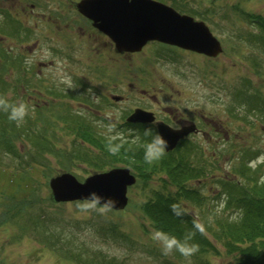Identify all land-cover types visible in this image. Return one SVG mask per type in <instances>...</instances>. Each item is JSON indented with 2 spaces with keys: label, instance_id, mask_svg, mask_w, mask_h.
I'll list each match as a JSON object with an SVG mask.
<instances>
[{
  "label": "rangeland",
  "instance_id": "374dc122",
  "mask_svg": "<svg viewBox=\"0 0 264 264\" xmlns=\"http://www.w3.org/2000/svg\"><path fill=\"white\" fill-rule=\"evenodd\" d=\"M32 1L0 0V7H9L21 18L20 23L16 22V25L20 24L21 37L17 34L12 37L13 44L18 47L12 54L16 56L22 52L18 59L33 64L36 73L27 82L21 68L11 71L3 67L4 56L0 54L3 77L13 75L25 83L26 94L30 93L33 101L41 102L39 107L45 106L46 111L56 104L61 110L67 108L73 113L79 112L76 114L81 117L78 121L88 123V132L97 139L86 137L82 143L75 138V123L64 125V129L57 131L56 138L50 134L49 143L58 155L47 156L45 168L37 166L25 173L0 170V196L10 197L5 207L0 208L1 222L5 224L0 226V261L4 264H78L75 259L65 256L70 255L67 248L54 244L66 243L68 239L73 245L84 247L85 253H77L82 255L81 263L85 264L96 262L93 260L96 255L102 259L115 258L116 264H191L189 257L182 255L179 258L175 252L163 253L162 245L151 238L155 230L143 216L140 205L145 196L154 194V188L173 192L176 189L174 182H181L189 176L191 178L185 184L191 188L203 164L207 166L206 171L215 167L217 175H226L230 164L229 151L215 149V146L224 144L225 147L229 141L236 147L240 144L254 146L258 155L264 154V126L258 127L256 122V126L249 125L253 124L250 117H264V51L252 42L257 35L250 33L258 30L252 19L264 18V0L173 2L178 13L203 20L221 41L223 51L213 59L167 49L157 42L147 43L136 54L117 52L110 39L75 10L74 2L78 0ZM157 1L165 3L164 0ZM61 6L65 13L54 18L51 11ZM12 26L9 24L6 29ZM2 45L13 49L11 42L0 39V47ZM65 77L71 79L75 89H68L61 82ZM17 85L20 86V82ZM19 88V93L26 92L22 85ZM89 88L99 96L98 102L88 95ZM147 92L156 93L161 101L160 107L173 105L182 111V106L192 108L194 105L205 116L194 117L203 133L192 138L190 150L194 153L187 159L180 161V157L166 154V158L163 156L147 164L144 161L145 139L133 143L136 136H140V129L126 123L125 116L133 107L150 103ZM12 95L8 92L6 97ZM111 95L121 99H112ZM169 99L177 100L182 106L172 104ZM109 120L115 122L117 132L123 133L122 138L117 136L115 139L117 144L123 143L116 154L110 153L104 144L108 133L102 125ZM208 121L215 125H208ZM217 133L226 136V144L221 136L222 141L219 138L216 141ZM16 144L22 145L20 142ZM181 151L178 149L179 154ZM213 153H216L215 162ZM189 163H192L191 167H188ZM111 167H127L137 179L136 184L127 190L128 202L123 209L101 215L95 211L80 212L77 201L45 202L44 198L50 194L49 178L61 171L70 172L82 181L95 171ZM201 181H205L203 186L197 185L201 192L214 193L215 184L210 177ZM34 192L36 198L29 202L34 206L25 211L29 217L35 219L37 215L39 218L33 226L29 225L36 230L30 229L34 233L32 236L21 234L20 218L15 220L17 223L6 221L12 208L19 209L20 204L26 202L21 200ZM208 205L211 206V202ZM187 209L191 210V207ZM196 212H199L198 208ZM51 216L59 228L63 227V235L59 239L55 237L51 244L38 242L36 238L42 237L44 231L41 223L45 222L47 226ZM109 224L119 228L117 233L124 232L122 234L132 240L108 233L105 227ZM58 246L61 251H57ZM208 259L210 264L230 263L225 254H208Z\"/></svg>",
  "mask_w": 264,
  "mask_h": 264
},
{
  "label": "trees",
  "instance_id": "16d2710c",
  "mask_svg": "<svg viewBox=\"0 0 264 264\" xmlns=\"http://www.w3.org/2000/svg\"><path fill=\"white\" fill-rule=\"evenodd\" d=\"M252 22L258 29L257 31H250L251 34L257 35V38L255 40L252 39V42L264 51V18L256 17L252 19ZM3 66L10 68L11 71H17L21 68L23 77L26 80L36 75L32 65L22 64L19 66L16 60H10L7 66ZM1 70L4 69L1 67ZM18 82L22 84L21 81L17 80L16 76L9 75L7 78L0 76V95L6 96L8 92H11L13 94L12 97H7L10 102L23 101L28 106V115L19 124L10 121L7 114L0 111V170L9 169L15 173H25L37 166L45 168L48 163L47 156L58 155L51 148L52 144L49 143L50 134L53 138H56L57 131L64 129V125L75 123L74 129L77 130L75 138L82 140V143L87 140L86 137L96 138L95 135L91 136L88 132L90 131L87 129L88 123H80L78 121L81 118L77 116L79 112L73 113L67 108L61 110L59 105L56 104L51 105L46 111L45 106L39 107L41 102L33 101L30 98L34 97L30 93L26 94L28 89L25 83L22 86L24 89L26 88V92H18L20 90L17 87ZM251 98H248L250 102ZM253 98L256 99L255 97ZM254 108H257L256 105H254ZM30 117H33V119L31 120ZM50 118L55 121L53 122ZM250 118L252 120L251 123H253L249 124L250 126H256V123L258 127L264 126V117ZM30 126L33 127V130ZM138 128L140 129L138 134H140L141 139L144 138L147 141L149 138L143 137L142 129L144 127L140 126ZM217 134L216 141L218 138L222 141L223 138L225 143L226 137L220 133ZM89 140L91 141V139ZM17 142L22 144L21 147L16 144ZM116 142L117 140L114 141L115 144H117ZM226 143L225 147L224 144L219 147V143H216L218 146H215V149H226L229 151L230 164L227 174L217 175L215 167L210 171H206L207 166L203 164L199 167V174L195 177L193 176L196 181L200 179L208 180L210 177L215 184L214 193H203L196 184L191 188L186 186L185 181L191 178L189 176L181 182H174L176 189L173 192L154 188V194L145 196L140 209L154 230L162 231L181 240L189 232L195 231L193 228L194 219L202 223L203 234L197 231L194 238L190 241V243L199 245V251L189 257L191 258V264H210L208 254L217 256L225 254L230 259L229 264H264V162L252 163L257 160L254 157L259 153V151L255 152L254 146L240 144L236 147L229 141ZM104 144H107V141ZM192 146L189 143L183 145L181 154L178 153L180 161L187 159L191 153H194L190 150ZM215 154L213 153L212 157L214 162L216 160ZM166 156L165 154L164 157L166 158ZM192 158L194 159L193 155ZM182 164L184 165V162ZM191 166L192 163H189L188 167ZM59 168L66 170L63 165H59ZM10 180L12 181V179ZM204 183H200V186H203ZM134 184H136V181ZM33 198H36L35 192L33 195L21 200L26 202L21 203L19 209L16 206L13 207L6 221L12 224L20 218L21 234L32 236L34 233H31L30 229L36 230L29 227V225L33 226L34 222L38 221L39 218L37 215L35 219H33L34 216L29 217L26 209L34 206L29 203ZM44 200L50 204L54 202L50 194ZM9 201L10 197L1 198L0 196V208L1 206L4 208ZM208 202H211V206L208 205ZM172 204H180L184 214L176 217L171 211L170 206ZM188 206L191 207V210L187 209ZM219 207L220 209H218ZM196 208L199 209V212H196ZM51 218L49 219L51 222H47V226L46 224L44 225L45 222L41 223L44 231L42 237L36 238L38 242L41 240L44 243L51 244L55 237L59 239L63 235V227L59 228L54 223L52 216ZM1 221L0 216V226H5ZM40 229L42 227H39ZM105 230L113 235H122L127 240H132L127 234H122L124 232L117 233L119 228L111 224L106 225ZM54 244L67 248L70 255L65 256L68 258L75 259L78 264H85L81 263L82 255L77 253L79 251L85 253L84 247L75 246L68 239L66 243L57 242ZM59 246L57 251H61ZM174 252L179 255V258L182 256L179 252ZM96 256L98 258V255ZM102 257L104 258V256ZM97 258L93 259L96 262H90V264H116L115 258ZM0 264L4 263L0 261Z\"/></svg>",
  "mask_w": 264,
  "mask_h": 264
},
{
  "label": "water",
  "instance_id": "95a60500",
  "mask_svg": "<svg viewBox=\"0 0 264 264\" xmlns=\"http://www.w3.org/2000/svg\"><path fill=\"white\" fill-rule=\"evenodd\" d=\"M77 10L93 21V26L109 36L117 52H136L149 40L175 45L215 57L222 51L219 41L207 25L189 15L176 12L172 7L154 0H79ZM135 110L126 122L150 123L154 117ZM159 134L173 149L194 126L172 131L158 124ZM128 168L115 167L95 172L79 181L70 172H61L48 180L54 202L81 200L90 192L118 201L113 210L127 204V188L134 183Z\"/></svg>",
  "mask_w": 264,
  "mask_h": 264
},
{
  "label": "clouds",
  "instance_id": "9594fccd",
  "mask_svg": "<svg viewBox=\"0 0 264 264\" xmlns=\"http://www.w3.org/2000/svg\"><path fill=\"white\" fill-rule=\"evenodd\" d=\"M61 82L65 83L68 89H75V86L72 84L69 77H65L61 80ZM87 93L93 101L98 102L99 96L93 92L92 88L87 89ZM0 111L6 113L10 121L19 124L23 122L25 117L28 115V106L23 101L12 103L6 96L0 95ZM102 126L106 128L108 133L107 150L112 154L118 153L120 148L123 147V143L115 144L114 141L117 136L122 138L123 133L117 132L115 122L112 120H109L106 125ZM113 133H115V135H113ZM143 137L149 138L143 144L144 161L147 164H152L165 155L169 147L168 141H166L152 126L143 128ZM140 139V136L137 135L133 143L140 142ZM257 162H264V154L257 157V160L252 163ZM117 203L118 201L111 198L102 197L93 191L88 193V195L83 197L81 200L77 201V208L82 213H90L95 211L103 215L115 209ZM170 207L171 211L176 217H180L182 214H184V210L180 204H172ZM193 228L195 231L189 232V234L184 236L182 240L159 230H155L151 238L162 245V251L165 255H169L176 251L185 257H190L199 251V245L190 243V241L194 238L197 231L201 234L204 232L202 223L198 222L196 219L193 220Z\"/></svg>",
  "mask_w": 264,
  "mask_h": 264
},
{
  "label": "flooded vegetation",
  "instance_id": "af4514ba",
  "mask_svg": "<svg viewBox=\"0 0 264 264\" xmlns=\"http://www.w3.org/2000/svg\"><path fill=\"white\" fill-rule=\"evenodd\" d=\"M63 13H65V11H64L62 6H61V8H56L53 11H51V15L54 16V18H58L59 15L62 16ZM20 21H21V18L18 15H16L14 12H12L9 7H6V6L0 7V39H1V41L6 40L8 42H11L12 46H13V49H11L10 47L5 48L2 45V47H0V54L3 55L4 58H15V60L19 63V66H21L22 64L33 65L31 63L30 64L24 63L23 59H18L19 57H21L22 52L17 53L16 56L12 54V51L15 50V48H18V47H15V45L13 44V42H15V41L13 40L12 37H14L16 34L19 38L21 37L20 24L16 25V22L20 23ZM88 21H89L90 25L92 26V22L90 20H88ZM9 24H12L14 26L8 27L6 29V26H8ZM96 30L99 31L97 28H96ZM100 33H102V32H100ZM104 36L107 37V35H104ZM108 39H110V38H108ZM149 42L156 43V41H149ZM149 42H146V44ZM110 43L113 44L111 41H110ZM157 44L162 45V46H164V48H167V49L178 50V51H182V52H188V53L199 54V55L204 56L203 54L192 52V51L185 50V49H181V48H178L175 46H167V45H163L160 43H157ZM113 47H114V45H113ZM142 50H143V47L139 52H141ZM139 52H134V53H130V54H136ZM20 86L17 85L18 89H21V88H19ZM146 96H148V100L150 101V103L149 104H142V105L139 104V105L133 107L130 111H128V114L125 117H129L135 110H141L143 112H147V114H150L148 117H154V120L150 123H135L133 125H136L139 127L143 126L144 128L148 127V126H152L157 131H158V127H157L158 124L164 125L172 131L182 130V129L190 128V127L192 128L193 125H195L196 129L194 131L189 132L183 138V140L179 141L178 143H183V142L187 143L189 141H192V138H195L198 135H201L203 133V129L200 128V124H199V122H197L196 118L197 117H205V116L201 115L199 113L196 106L192 105V108H187L186 106H182L181 104L177 103L178 102L177 100H170L169 99V101L172 104L182 106V111H179L178 108L174 107L173 105H172L173 107L172 106H166V105L164 107L163 106L160 107L161 101H160V98L156 96V93L149 94L147 92ZM118 97L119 98H117L115 95H111L112 99H121L120 96H118ZM153 101H155L156 104H154ZM187 117H193V118H187ZM194 117H196V118H194ZM208 125L214 126L215 124L213 123V121H211V122H209ZM217 131H219V130H217ZM209 137H211V136H209ZM178 146H177V148H178ZM177 148L174 150H171L169 152H166V153L171 155L174 152H176Z\"/></svg>",
  "mask_w": 264,
  "mask_h": 264
}]
</instances>
